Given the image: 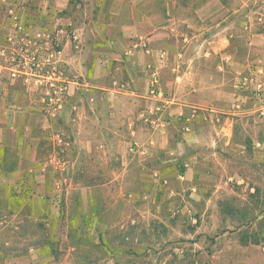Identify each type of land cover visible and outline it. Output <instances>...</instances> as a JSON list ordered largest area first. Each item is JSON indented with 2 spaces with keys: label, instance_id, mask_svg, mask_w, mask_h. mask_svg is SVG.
Listing matches in <instances>:
<instances>
[{
  "label": "crops",
  "instance_id": "obj_1",
  "mask_svg": "<svg viewBox=\"0 0 264 264\" xmlns=\"http://www.w3.org/2000/svg\"><path fill=\"white\" fill-rule=\"evenodd\" d=\"M255 2L0 0V49L9 50L8 38L24 33L40 35L44 47H50L54 38L60 44L57 61L68 83L65 101L51 111L44 81L10 78V68L0 56V214L11 217L6 225L18 228L22 221H13L14 216L49 219L55 198L66 203L75 190L87 200L101 188L102 207L106 198L115 196L110 193L112 183L114 193L122 191L128 200H143L150 199L158 186L164 187L165 197L183 198L186 192L196 194L201 184L219 180L211 166L218 165L220 150L233 148L230 119L239 111L234 108L236 74L233 83L226 77L228 71L236 73L239 64L232 39L245 37L255 49L264 45V15L258 17L259 29L252 27L249 13L237 18L238 7ZM72 8L81 9L82 27L76 26L78 18L68 14ZM227 13L235 19L223 25ZM107 15L115 20L107 22ZM118 71L122 76L115 75ZM153 73L157 86L151 93L148 84ZM120 82L133 86L128 94L146 107L138 116L150 113L147 124L131 121L130 108L120 106L129 96L125 92L110 98ZM97 88L107 90L101 109L92 104L91 92ZM162 115L168 119L164 123ZM177 128L185 131L184 140L170 145ZM127 132L134 134L139 146L135 157L127 156ZM104 134L115 135L116 143L112 145ZM261 143L254 142L255 149L262 150ZM69 149L75 154L72 158L65 155ZM94 150L103 154L99 173L93 171ZM109 150L115 151L117 170ZM83 158L87 172L79 175ZM223 175L228 181L242 182L238 174ZM126 182L137 186L129 191ZM19 253L20 249L6 263L20 264ZM29 254L33 264L45 255L39 247L29 249Z\"/></svg>",
  "mask_w": 264,
  "mask_h": 264
},
{
  "label": "rangeland",
  "instance_id": "obj_2",
  "mask_svg": "<svg viewBox=\"0 0 264 264\" xmlns=\"http://www.w3.org/2000/svg\"><path fill=\"white\" fill-rule=\"evenodd\" d=\"M108 9L106 5L103 7L104 12ZM238 9L237 18L244 19L250 14L252 27H262L258 17L264 15V0H256L255 5L247 3ZM70 13L79 19L76 26H81V9L72 8ZM225 15L227 19L223 25L235 19V15ZM108 16L106 21L112 23L111 19L115 18ZM65 35L72 37L70 31H66ZM232 41L237 46L239 64L237 72L232 71L230 75L228 71L226 77L233 83L236 74L233 87L237 104L234 108L239 111L230 119L233 148L230 151L220 150L216 159L218 165L211 166L219 180L205 182L197 187L196 194L186 192L183 198L177 194L165 197L164 187L161 189L158 186L155 188L157 194L155 192L150 199L143 200H128L122 191L120 195L117 191L114 193L112 183L110 193L115 196L106 198L102 207L99 205L104 194L101 188H96L95 195L87 200L78 197L75 190L66 203L55 198L52 214L47 215L50 217L42 220L43 223L26 216L22 219L14 216L13 221L23 222L15 229L6 225L11 220L9 214L1 213L0 264H9L6 263L7 258L19 249L20 264H33L26 254H29V249L38 247L39 252L45 254L38 258H42L38 264H264V147L262 151L253 145L257 141L264 142V45L256 49L255 45L249 47V39L245 37ZM118 72L121 73L115 75L122 76V71ZM148 86L152 93L151 89H155L150 80ZM133 90V86L120 82L110 93V98L113 94L125 92L123 95L129 96L120 106L130 108L131 121L147 124L150 113L138 116L146 107H140L137 99L130 96L133 94H128ZM105 92L107 90L99 88L91 92L96 109H101V102L105 105ZM108 109H112L111 106ZM162 110L163 107L158 111ZM151 114L155 117V113ZM167 120L162 115L161 122ZM180 123L181 119L178 125ZM177 129L171 134L170 145L181 142L184 137L185 131ZM106 136L112 145L116 143L115 135L104 134ZM124 140L127 156H137L139 146L134 134L127 132ZM205 146L209 149L207 144ZM106 152L117 170L115 151ZM65 153L67 158L75 155L70 149ZM93 154V171L99 173L103 154L98 151ZM84 160L77 169L79 175L87 172ZM228 172L238 174L242 182L225 179L223 174ZM125 184V189L129 191L137 186L135 182ZM146 189L148 186L143 185V190ZM170 206H173V211ZM223 207H234L237 212L234 215L224 213ZM244 232L254 233L261 240L257 244H242L240 235ZM38 242L40 245H37ZM73 245L74 248L71 247Z\"/></svg>",
  "mask_w": 264,
  "mask_h": 264
},
{
  "label": "built area",
  "instance_id": "obj_3",
  "mask_svg": "<svg viewBox=\"0 0 264 264\" xmlns=\"http://www.w3.org/2000/svg\"><path fill=\"white\" fill-rule=\"evenodd\" d=\"M40 35L24 33L21 36L8 38L9 50L0 49L2 62L10 68L9 77L20 76L34 77L44 81V86L49 89V108L56 111L66 99L68 83L65 79V69L57 55L60 44L56 39L50 40V47H44ZM150 84L157 86V76L153 73Z\"/></svg>",
  "mask_w": 264,
  "mask_h": 264
},
{
  "label": "trees",
  "instance_id": "obj_4",
  "mask_svg": "<svg viewBox=\"0 0 264 264\" xmlns=\"http://www.w3.org/2000/svg\"><path fill=\"white\" fill-rule=\"evenodd\" d=\"M183 170H181L182 172ZM223 212L224 213H227V214H236L237 212V209H235L234 207H223ZM261 239L259 238H256L254 233H247V232H244V233H241L240 235V241L242 244H247V243H259Z\"/></svg>",
  "mask_w": 264,
  "mask_h": 264
}]
</instances>
